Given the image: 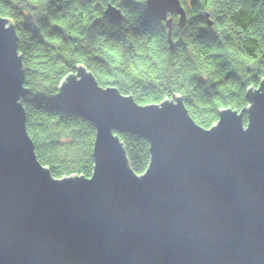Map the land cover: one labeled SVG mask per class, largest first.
Segmentation results:
<instances>
[{"label":"water","instance_id":"obj_1","mask_svg":"<svg viewBox=\"0 0 264 264\" xmlns=\"http://www.w3.org/2000/svg\"><path fill=\"white\" fill-rule=\"evenodd\" d=\"M145 2L169 31L185 21L178 0ZM16 41L0 16V264H264V80L203 128L177 95L138 104L78 66L56 100L93 124L92 172L56 178L25 128ZM117 132L147 140L141 174Z\"/></svg>","mask_w":264,"mask_h":264},{"label":"trees","instance_id":"obj_2","mask_svg":"<svg viewBox=\"0 0 264 264\" xmlns=\"http://www.w3.org/2000/svg\"><path fill=\"white\" fill-rule=\"evenodd\" d=\"M178 1L184 26L172 16L169 42L165 22L145 0H0L21 55L25 128L53 177L92 172L93 124L56 100L58 85L78 66L138 104L177 95L203 128L220 109L246 106V89L264 80V0ZM107 4L119 8L121 21L105 14ZM117 136L130 168L141 174L147 140L133 132Z\"/></svg>","mask_w":264,"mask_h":264},{"label":"rangeland","instance_id":"obj_3","mask_svg":"<svg viewBox=\"0 0 264 264\" xmlns=\"http://www.w3.org/2000/svg\"><path fill=\"white\" fill-rule=\"evenodd\" d=\"M145 4H146V2H145ZM146 6H147V5H146ZM114 7H115L118 11H120L119 8H118L117 6L114 5ZM181 7H182V6H181ZM147 8H148V7H147ZM182 9H183V7H182ZM148 10H149V9H148ZM149 11H150V10H149ZM183 11H184V9H183ZM119 14H120V16H121L120 19H115V18H113L114 20H116V21H118V22L121 21V19H122V13L120 12ZM151 14H152V13H151ZM184 14H185V11H184ZM152 15H153V14H152ZM173 15L177 16V20H176L177 25H178L179 28H182V27L184 26V22H183L182 25L179 24V20H178L179 16H178L177 14H172V15H171V14H168V15L166 16V19H167V20L170 19V20H171V24H172V16H173ZM153 16H154L156 19L160 20V19L157 18L155 15H153ZM109 17H110V16H109ZM111 18H112V17H111ZM205 19H207L206 21H207L208 25H211V24H212L211 22H208V21H210L209 16H208V17L205 16ZM160 21H162V20H160ZM164 22H165V21H164ZM209 23H210V24H209ZM167 29H168V28H167ZM167 35H168V40L170 41V35H171V33H170L169 29L167 30ZM170 42H171V41H170ZM169 45H170V48H171V47H172V46H171L172 44L169 43ZM94 79H95V78H94ZM96 82H97V81H96ZM259 84H260V82H258L257 85H254V86L252 85L251 87H253V88H257ZM101 86H102V85H101ZM246 90H247V89H246ZM244 98H245V100H246V106L242 109V111L245 110V109H247V107L250 105L249 100H247V98H246V91H245V94H244ZM181 101H182V100H181ZM185 109H186V108H185ZM224 109H226V108H224ZM233 110H236V109H233ZM240 110H241V109H240ZM240 110H236V111H237V112H240ZM24 115H25V113H24ZM244 117H245V114H244L243 118H244ZM217 119H218V116H217ZM216 121H217V120H216ZM216 121H215V122H216ZM215 122H214V123H215ZM214 123H213V124H214ZM210 126H211V125H210ZM210 126H209V127H210ZM209 127H208V128H209ZM117 133H118V132H117ZM117 133H116V134H117ZM118 138H119V137H118ZM92 145H93V144H92ZM91 156H92V153H91ZM92 161H93V158H92ZM148 162H149V161H148ZM128 164H129V163H128ZM92 166H93V164H92Z\"/></svg>","mask_w":264,"mask_h":264},{"label":"bare ground","instance_id":"obj_4","mask_svg":"<svg viewBox=\"0 0 264 264\" xmlns=\"http://www.w3.org/2000/svg\"><path fill=\"white\" fill-rule=\"evenodd\" d=\"M119 12H120V11H119ZM206 15H207V16H206ZM205 16H206V17H208V16H209V14L205 13ZM209 19H210V18H209ZM210 21H211V20H210ZM211 23H212V22H211Z\"/></svg>","mask_w":264,"mask_h":264}]
</instances>
